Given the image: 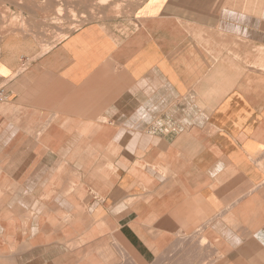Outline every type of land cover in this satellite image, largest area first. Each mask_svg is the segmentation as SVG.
Masks as SVG:
<instances>
[{
	"label": "crops",
	"instance_id": "0c3cea01",
	"mask_svg": "<svg viewBox=\"0 0 264 264\" xmlns=\"http://www.w3.org/2000/svg\"><path fill=\"white\" fill-rule=\"evenodd\" d=\"M213 6L0 36V264H264V20Z\"/></svg>",
	"mask_w": 264,
	"mask_h": 264
},
{
	"label": "rangeland",
	"instance_id": "374dc122",
	"mask_svg": "<svg viewBox=\"0 0 264 264\" xmlns=\"http://www.w3.org/2000/svg\"><path fill=\"white\" fill-rule=\"evenodd\" d=\"M99 1L0 0V36L2 40L23 35L32 37L38 47L37 54L41 55L82 25L120 21L146 0H109L104 5ZM226 4L233 9L247 10L251 21L264 20V0H214L213 7L221 9Z\"/></svg>",
	"mask_w": 264,
	"mask_h": 264
},
{
	"label": "bare ground",
	"instance_id": "6f19581e",
	"mask_svg": "<svg viewBox=\"0 0 264 264\" xmlns=\"http://www.w3.org/2000/svg\"><path fill=\"white\" fill-rule=\"evenodd\" d=\"M70 1V0H69ZM109 0H100L99 1V3L101 4V5H104V4H106L107 2H108ZM97 5V4H96ZM74 16V15H73ZM66 37V36H65Z\"/></svg>",
	"mask_w": 264,
	"mask_h": 264
},
{
	"label": "built area",
	"instance_id": "2783aa9c",
	"mask_svg": "<svg viewBox=\"0 0 264 264\" xmlns=\"http://www.w3.org/2000/svg\"><path fill=\"white\" fill-rule=\"evenodd\" d=\"M4 98H3V94H2V91L0 92V101H3Z\"/></svg>",
	"mask_w": 264,
	"mask_h": 264
}]
</instances>
